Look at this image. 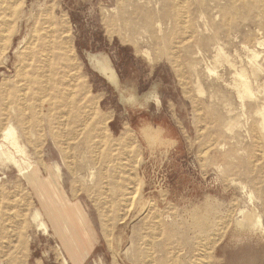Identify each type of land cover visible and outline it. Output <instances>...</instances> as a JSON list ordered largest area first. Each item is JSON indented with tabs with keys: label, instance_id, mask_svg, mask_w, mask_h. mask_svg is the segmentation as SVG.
<instances>
[{
	"label": "rangeland",
	"instance_id": "1",
	"mask_svg": "<svg viewBox=\"0 0 264 264\" xmlns=\"http://www.w3.org/2000/svg\"><path fill=\"white\" fill-rule=\"evenodd\" d=\"M0 144V264H264V0H0Z\"/></svg>",
	"mask_w": 264,
	"mask_h": 264
},
{
	"label": "bare ground",
	"instance_id": "2",
	"mask_svg": "<svg viewBox=\"0 0 264 264\" xmlns=\"http://www.w3.org/2000/svg\"><path fill=\"white\" fill-rule=\"evenodd\" d=\"M30 49H31V46H30ZM23 58L20 60V64L16 70V77H17L16 84L14 85V88L12 89V91L8 94V97L4 98L2 100L3 104L5 106L11 107L12 110L14 111L15 115L11 119L14 121L15 124H22L25 122L23 114H25V109L27 108L26 107L27 102L29 103L28 98H30L32 95L35 98L41 97V96H43L44 93H46L48 91V82L43 81L42 72L45 69L48 71L50 69L51 63L47 62V60L45 62L40 61L37 59L36 56H28L24 60H23ZM87 60H88L89 64L95 69V71L98 72L100 75H102L110 84H113V85L117 84L116 75L112 69L113 67L111 68L109 66L108 62L100 54H98V53L97 54H91L90 53L87 55ZM241 74H242V72H241ZM241 74H239V75L241 76ZM242 83H243L242 84L243 87L247 91L248 89H247L246 83L245 82H242ZM144 96L148 97V96H150V94L149 95L146 94ZM120 97L119 98L123 102H130V101H134L137 98V95L125 97L123 94H120ZM139 98H140V96H139ZM3 138H4V140L8 141V145L10 146V148L14 149L13 150L14 152H16L17 154L18 153L23 154V151L17 142L16 133L13 129L5 130ZM4 164H13L14 166H16L18 168V171L22 175H24L26 173H30L28 175V179L29 180L34 179V177H33L34 173L32 171L31 163H29L28 161L24 162V164L26 165V168H25V170L22 169L20 164L18 163V161L15 159V156L13 155V153H11L9 151V148L0 144V166H3ZM49 201H50V198L47 199V205L50 204V203H48ZM257 219H258L257 221L260 222L259 221L260 218H257ZM250 228H252V227H250ZM253 228H256V227H253ZM244 230L245 229H243V231ZM251 230L249 232H251ZM238 231L240 232V230H238ZM253 232L255 233L254 230H253Z\"/></svg>",
	"mask_w": 264,
	"mask_h": 264
},
{
	"label": "crops",
	"instance_id": "3",
	"mask_svg": "<svg viewBox=\"0 0 264 264\" xmlns=\"http://www.w3.org/2000/svg\"><path fill=\"white\" fill-rule=\"evenodd\" d=\"M91 246L88 248V250H83L81 248H78L76 252L70 254L72 257L73 256H77L78 258L80 256L84 257V256H87L90 252L96 250V248H98L99 246V242H98V239L96 238L95 234L94 233H91ZM89 240V238H88ZM76 250V249H74ZM32 256V252H28V253H24V262L22 264H43V261L41 259H34L32 258V262L29 263V260H30V257ZM98 258V257H97ZM70 260V263L71 264H75V262L77 261V259H69ZM79 262V261H78Z\"/></svg>",
	"mask_w": 264,
	"mask_h": 264
}]
</instances>
